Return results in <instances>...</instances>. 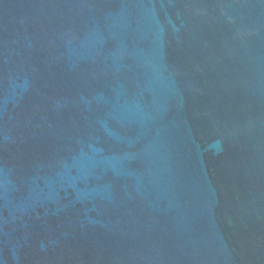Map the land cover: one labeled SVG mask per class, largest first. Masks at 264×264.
<instances>
[{
    "label": "water",
    "instance_id": "obj_1",
    "mask_svg": "<svg viewBox=\"0 0 264 264\" xmlns=\"http://www.w3.org/2000/svg\"><path fill=\"white\" fill-rule=\"evenodd\" d=\"M0 264H264V0H0Z\"/></svg>",
    "mask_w": 264,
    "mask_h": 264
}]
</instances>
